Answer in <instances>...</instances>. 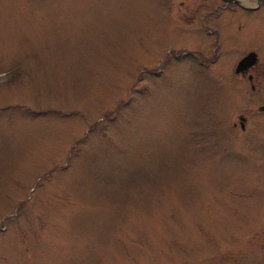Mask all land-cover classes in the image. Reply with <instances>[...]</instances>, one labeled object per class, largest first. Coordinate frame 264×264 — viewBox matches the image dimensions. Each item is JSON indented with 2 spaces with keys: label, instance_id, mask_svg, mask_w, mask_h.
Wrapping results in <instances>:
<instances>
[{
  "label": "rangeland",
  "instance_id": "1",
  "mask_svg": "<svg viewBox=\"0 0 264 264\" xmlns=\"http://www.w3.org/2000/svg\"><path fill=\"white\" fill-rule=\"evenodd\" d=\"M172 1L0 0V264H264V165Z\"/></svg>",
  "mask_w": 264,
  "mask_h": 264
},
{
  "label": "flooded vegetation",
  "instance_id": "2",
  "mask_svg": "<svg viewBox=\"0 0 264 264\" xmlns=\"http://www.w3.org/2000/svg\"><path fill=\"white\" fill-rule=\"evenodd\" d=\"M172 4L176 22L188 27L202 22L211 55L185 49L170 51L169 56L192 54L193 63L206 68L222 60L221 91L232 105L225 116L229 136L248 139L238 146L251 157L247 165H264V0H173Z\"/></svg>",
  "mask_w": 264,
  "mask_h": 264
}]
</instances>
